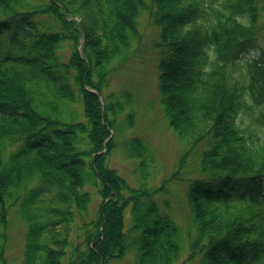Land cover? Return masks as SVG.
<instances>
[{
	"label": "trees",
	"instance_id": "obj_1",
	"mask_svg": "<svg viewBox=\"0 0 264 264\" xmlns=\"http://www.w3.org/2000/svg\"><path fill=\"white\" fill-rule=\"evenodd\" d=\"M80 1L90 4L86 23L79 2L0 0V264L8 210L26 225L24 264H107L129 250L132 264L175 263L181 229L158 210L154 188L131 187L104 163L122 103L103 91L111 62L127 59L140 37L143 12L158 28L157 86L168 124L190 149L201 145L200 174L186 193L195 228L189 256L264 264V59L242 57L257 46L264 57V0ZM173 81L182 104L169 90ZM48 144L62 145L79 172L39 155ZM136 148L140 165L150 161ZM87 185L102 200L78 226L77 243L68 230L86 214Z\"/></svg>",
	"mask_w": 264,
	"mask_h": 264
},
{
	"label": "rangeland",
	"instance_id": "obj_2",
	"mask_svg": "<svg viewBox=\"0 0 264 264\" xmlns=\"http://www.w3.org/2000/svg\"><path fill=\"white\" fill-rule=\"evenodd\" d=\"M70 2L73 4L79 2V9L87 11L86 13L78 12L79 17L85 23L91 20V15H88L90 8L88 2L80 0H70ZM138 24L140 37L131 41L130 55L127 59L120 61L114 59L111 62L110 78L103 91L106 94L112 93L122 103V108L114 116H111L114 117L115 125L109 137L113 136L114 147L106 155L104 163L124 178L129 186L137 187L144 184V186L154 188L153 198L158 210L167 214L181 229L180 253L174 264H199V254L195 257L189 256L188 241L195 228L187 204L186 193L189 181L198 178L200 174L201 145L190 149L189 143L179 137L168 124L157 86L159 52L156 43L158 28L152 23L146 12L139 16ZM242 57L256 58L259 64L264 59L259 46L244 52ZM169 90L173 95L177 94L176 96L182 104L179 82H170ZM128 98L130 99L127 100ZM2 100H4L2 101L4 105L9 101L6 97H3ZM62 138L68 141L67 135L62 134ZM134 144L135 147L132 148ZM137 146L146 150L142 155L147 157L148 153L151 157L148 158L150 161L144 165H140L141 159L137 157L139 153ZM62 147L59 144L51 145L46 152L40 151L39 155L52 159V165H57L64 172L69 174L79 172V167L72 158L64 152H60ZM185 152L187 155L184 162L182 166L178 167L181 156ZM175 170L178 173L172 177ZM85 189L90 192L86 214L83 218L77 214L78 216L76 215V218L70 223L68 230V239L78 238L77 243L83 241V231L79 230L78 226L84 222L83 220L87 221L95 216L98 204L102 200L96 186L87 185ZM78 192L81 193V190L78 189ZM73 213L76 211L74 210ZM124 213L128 226L129 207L125 209ZM7 217L8 226L4 246L5 264H24L26 225L14 210H8ZM113 220L118 219L114 217ZM56 226L60 229V224L56 223ZM132 235V233L127 234L128 238ZM224 257V255H219L221 259ZM134 258V251L129 250L121 257L111 259L107 264H132ZM65 260V258L61 260L62 264L65 263Z\"/></svg>",
	"mask_w": 264,
	"mask_h": 264
},
{
	"label": "bare ground",
	"instance_id": "obj_3",
	"mask_svg": "<svg viewBox=\"0 0 264 264\" xmlns=\"http://www.w3.org/2000/svg\"><path fill=\"white\" fill-rule=\"evenodd\" d=\"M40 140V137H37V138H35V142H38ZM125 212V211H124ZM125 213H124V226H125V224H126V226H125V228L127 227V223L125 222Z\"/></svg>",
	"mask_w": 264,
	"mask_h": 264
}]
</instances>
